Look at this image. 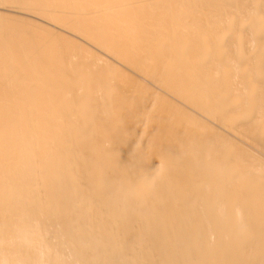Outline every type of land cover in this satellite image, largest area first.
<instances>
[{
	"label": "bare ground",
	"instance_id": "bare-ground-1",
	"mask_svg": "<svg viewBox=\"0 0 264 264\" xmlns=\"http://www.w3.org/2000/svg\"><path fill=\"white\" fill-rule=\"evenodd\" d=\"M0 264H264V0H0Z\"/></svg>",
	"mask_w": 264,
	"mask_h": 264
}]
</instances>
